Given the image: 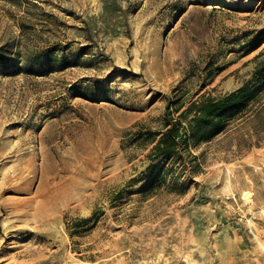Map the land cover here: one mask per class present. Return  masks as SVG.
I'll return each mask as SVG.
<instances>
[{
  "label": "rangeland",
  "instance_id": "obj_1",
  "mask_svg": "<svg viewBox=\"0 0 264 264\" xmlns=\"http://www.w3.org/2000/svg\"><path fill=\"white\" fill-rule=\"evenodd\" d=\"M260 31L264 0H0V264H264L251 127L195 171L151 154L176 103L251 77Z\"/></svg>",
  "mask_w": 264,
  "mask_h": 264
},
{
  "label": "trees",
  "instance_id": "obj_2",
  "mask_svg": "<svg viewBox=\"0 0 264 264\" xmlns=\"http://www.w3.org/2000/svg\"><path fill=\"white\" fill-rule=\"evenodd\" d=\"M256 39L258 45L264 42V32H258ZM262 54L260 52L254 59ZM251 74L236 90L216 96L203 93L185 106L176 103L173 111L167 110L158 139L151 148L153 158H162L170 165L182 163L183 167L191 163L189 170L195 171L202 164V153L193 151H198L202 145L209 144L239 123L253 130L239 136L237 145L241 149L264 143V59L256 62ZM235 129L239 131L237 127ZM158 170L163 172L162 169L153 171ZM151 177L155 178L154 173Z\"/></svg>",
  "mask_w": 264,
  "mask_h": 264
}]
</instances>
